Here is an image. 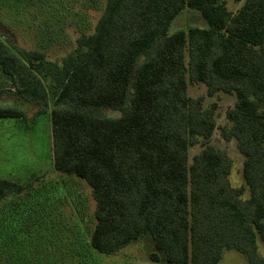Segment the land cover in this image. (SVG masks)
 Wrapping results in <instances>:
<instances>
[{
  "label": "trees",
  "instance_id": "trees-1",
  "mask_svg": "<svg viewBox=\"0 0 264 264\" xmlns=\"http://www.w3.org/2000/svg\"><path fill=\"white\" fill-rule=\"evenodd\" d=\"M37 1L48 0L0 7ZM235 1L232 12L226 0H106L93 32L60 60L0 36L6 91L49 112L54 169L91 188L94 250L112 254L148 233L164 252L154 262L217 264L235 249L264 264V0ZM185 8L205 26L170 31ZM188 83L234 97L220 134L243 158L241 185L230 181L233 160L210 144L216 104L189 96ZM1 118L26 115L0 105ZM31 187L0 177V200Z\"/></svg>",
  "mask_w": 264,
  "mask_h": 264
},
{
  "label": "rangeland",
  "instance_id": "rangeland-1",
  "mask_svg": "<svg viewBox=\"0 0 264 264\" xmlns=\"http://www.w3.org/2000/svg\"><path fill=\"white\" fill-rule=\"evenodd\" d=\"M105 1H37L18 12L9 6L0 7V36L21 48L42 49L49 58L60 60L73 49L80 34L93 32ZM226 4L235 12L241 2L226 0ZM190 26H205V21L198 12L185 8L173 20L170 31ZM9 88L13 85L0 71V105L24 110L26 119H0V177L19 183L31 180L32 187L29 197L24 192L0 200V264H168L151 260L152 252L161 258L164 252L155 248L148 233L112 254L91 247L95 201L90 186L54 169L49 112L36 115L38 106L9 93ZM187 93L200 97L204 107L216 104L217 127L210 144L233 160L230 181L241 185L243 158L235 142L224 140L220 134V128L229 125L225 114L234 97L223 93L208 96L202 83H188ZM201 149L200 143L189 148V163ZM15 200H19L20 207L11 202ZM257 253L264 260L261 241L257 242ZM217 264H247V259L235 249H226Z\"/></svg>",
  "mask_w": 264,
  "mask_h": 264
}]
</instances>
